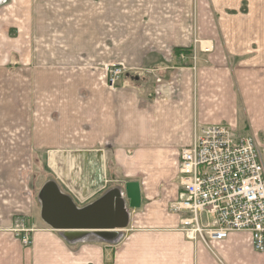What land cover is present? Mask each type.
<instances>
[{"label":"crops","instance_id":"crops-1","mask_svg":"<svg viewBox=\"0 0 264 264\" xmlns=\"http://www.w3.org/2000/svg\"><path fill=\"white\" fill-rule=\"evenodd\" d=\"M9 5L0 0V11ZM29 9L32 53L22 50L19 68L7 40L0 64V264H264L250 232L190 239L169 209L196 125L264 135V0H33ZM111 62L126 67L114 87ZM40 151L72 157L75 172L100 158L137 180L142 207L129 226L94 240L36 219L30 157ZM102 187L68 189L85 204Z\"/></svg>","mask_w":264,"mask_h":264},{"label":"built area","instance_id":"built-area-1","mask_svg":"<svg viewBox=\"0 0 264 264\" xmlns=\"http://www.w3.org/2000/svg\"><path fill=\"white\" fill-rule=\"evenodd\" d=\"M124 70L121 62L105 66L111 87ZM179 181L182 193L169 209L182 214L188 238L207 243L248 231L264 250V161L253 135L227 124L196 125L192 143L180 150ZM18 231L29 244L28 231Z\"/></svg>","mask_w":264,"mask_h":264},{"label":"rangeland","instance_id":"rangeland-1","mask_svg":"<svg viewBox=\"0 0 264 264\" xmlns=\"http://www.w3.org/2000/svg\"><path fill=\"white\" fill-rule=\"evenodd\" d=\"M8 1L10 2L9 9L0 11V64L6 65L8 63V61H6L5 58H7L8 52L11 48L9 47V45L7 47V40H13L14 42H16L14 45L15 51L19 52V59H20V61L18 62V64L20 65L19 68H22L21 58L24 54L22 50L24 51L26 50L27 52V48H28L29 49L28 53L30 54L32 53V34L31 31L29 30L30 27H28L29 26L28 21H30L31 13H30V9L29 12L27 13V8H30L32 6L33 0H27L26 2L25 0L24 1L8 0ZM6 17L8 19H6ZM34 34L36 35V33ZM28 38L30 40V45L23 46L22 42H27ZM9 42L10 41H8V44ZM241 130L243 131V129ZM246 131H243L242 134H246L247 133ZM258 139L259 141L257 142L259 143V148L261 150L264 160V135L260 133ZM71 159L72 157L70 156H68L66 159H63L58 154L55 156L54 152L45 153V151H40L37 153L36 156L30 157V183H31V192H32L31 197L32 199L33 198L35 199L34 214L36 216V219L38 220L40 219L41 204L38 201L39 191L44 185V183L50 180L55 181L59 185L61 190L67 194H69L68 187L83 188L84 184H86L87 181L90 182V180L93 181L92 191H95L96 187L102 184L103 187L101 191L98 192L92 198L85 201L86 203L88 201L91 202L94 201L95 199L99 198L101 195H103L105 192L111 189H116V188L123 189V193H124L127 178L123 177L121 173L114 172L115 169L113 170L111 166L110 168H107V170L105 169L106 167L102 169V162H100L101 161L100 158L99 159H97L96 157L93 158L95 160L94 170H92L91 168L92 170L91 171L89 168L85 167L84 165L83 168H80L81 170L78 169L80 170L78 172H75L71 169V164H70ZM178 176H179V170H178ZM71 197L73 198L75 203L80 207L86 204V203L83 204V202H80L73 196ZM126 202L128 206L127 198H126ZM140 208H136V209L129 208L131 214L130 216L131 217L134 216V212L139 210Z\"/></svg>","mask_w":264,"mask_h":264},{"label":"water","instance_id":"water-1","mask_svg":"<svg viewBox=\"0 0 264 264\" xmlns=\"http://www.w3.org/2000/svg\"><path fill=\"white\" fill-rule=\"evenodd\" d=\"M124 190L125 196L123 189H111L80 207L55 181H47L38 195L41 218L51 228L60 231L125 230L130 223L129 208L141 207L142 194L137 180L126 182Z\"/></svg>","mask_w":264,"mask_h":264},{"label":"bare ground","instance_id":"bare-ground-1","mask_svg":"<svg viewBox=\"0 0 264 264\" xmlns=\"http://www.w3.org/2000/svg\"><path fill=\"white\" fill-rule=\"evenodd\" d=\"M87 231L88 232H86L85 235H83V236L85 238L94 239V240H107V239H111L112 237H116L119 234V232H120V231H117V230H111V231L87 230Z\"/></svg>","mask_w":264,"mask_h":264}]
</instances>
